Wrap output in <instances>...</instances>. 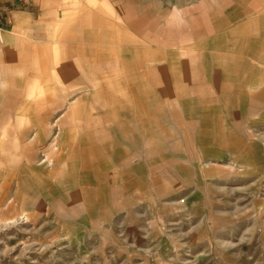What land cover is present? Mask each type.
Masks as SVG:
<instances>
[{"label": "rangeland", "instance_id": "rangeland-1", "mask_svg": "<svg viewBox=\"0 0 264 264\" xmlns=\"http://www.w3.org/2000/svg\"><path fill=\"white\" fill-rule=\"evenodd\" d=\"M0 264H264V0H0Z\"/></svg>", "mask_w": 264, "mask_h": 264}, {"label": "crops", "instance_id": "crops-1", "mask_svg": "<svg viewBox=\"0 0 264 264\" xmlns=\"http://www.w3.org/2000/svg\"><path fill=\"white\" fill-rule=\"evenodd\" d=\"M15 23L17 24V27L15 26V28H13L14 30L19 28L20 25L22 24V19L18 15L16 16ZM124 54H125V52H124ZM145 56H147V55L145 54ZM142 60L143 59H141V61ZM120 66H121V69L125 70L123 73H125L124 75H125L126 79H130L131 77H134V74H132L134 67H133V63L131 62L130 58L128 59V58H125V56H124V58H122L120 60Z\"/></svg>", "mask_w": 264, "mask_h": 264}]
</instances>
